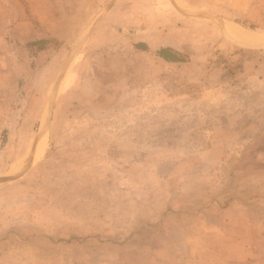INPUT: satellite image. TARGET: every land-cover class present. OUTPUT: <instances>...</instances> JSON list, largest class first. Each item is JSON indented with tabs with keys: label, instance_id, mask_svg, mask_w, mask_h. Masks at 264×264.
<instances>
[{
	"label": "rangeland",
	"instance_id": "obj_1",
	"mask_svg": "<svg viewBox=\"0 0 264 264\" xmlns=\"http://www.w3.org/2000/svg\"><path fill=\"white\" fill-rule=\"evenodd\" d=\"M229 24L264 0H0V264H264V42Z\"/></svg>",
	"mask_w": 264,
	"mask_h": 264
},
{
	"label": "bare ground",
	"instance_id": "obj_2",
	"mask_svg": "<svg viewBox=\"0 0 264 264\" xmlns=\"http://www.w3.org/2000/svg\"><path fill=\"white\" fill-rule=\"evenodd\" d=\"M229 31L232 33L233 36L237 37L239 40H241L244 43H262L264 42V35L256 34L251 31H247L243 28L236 27L234 25L229 24L228 25ZM44 140L42 139L40 141L39 145V152L38 156L41 155L43 148H44Z\"/></svg>",
	"mask_w": 264,
	"mask_h": 264
},
{
	"label": "trees",
	"instance_id": "obj_3",
	"mask_svg": "<svg viewBox=\"0 0 264 264\" xmlns=\"http://www.w3.org/2000/svg\"><path fill=\"white\" fill-rule=\"evenodd\" d=\"M33 45L37 46L38 50H41L43 48H45V41H38L33 43ZM136 48L142 49V50H147V47H145V45H143V43H139L135 46ZM155 55L157 57H159L160 59H162L165 62L168 63H177V62H182L183 61V57L181 56V54H179L177 51L172 50L171 48H160L159 50H157L155 52Z\"/></svg>",
	"mask_w": 264,
	"mask_h": 264
}]
</instances>
